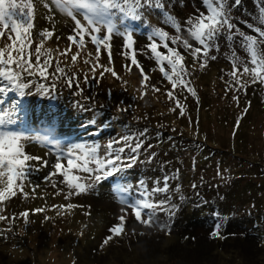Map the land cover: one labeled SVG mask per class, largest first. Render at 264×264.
<instances>
[{
    "label": "snow or ice",
    "instance_id": "6c2138e0",
    "mask_svg": "<svg viewBox=\"0 0 264 264\" xmlns=\"http://www.w3.org/2000/svg\"><path fill=\"white\" fill-rule=\"evenodd\" d=\"M241 4L242 0H200V7L181 23L170 11L174 6L172 0H43L49 20H53L58 11L74 23L72 33L66 37L68 46L61 50L57 45L54 55V50L46 45L54 37L59 42L61 37L55 36L54 27L34 31L35 0H0V222L8 225L0 229V238L8 239L17 220L27 225L32 222L31 215L48 211V207L42 206L6 215L7 206L14 198H39L46 202L44 192L51 187L53 198L62 195L65 201H69L50 206L57 216H62L81 207L70 202L72 197L88 193L109 178L115 179L113 191L124 207L117 223L108 229L109 234L102 240L101 249L114 238L126 234L129 211L138 223L167 230V225L157 224L156 217L160 213L175 214L177 206L172 203L170 181L176 177L164 175L149 184L147 179L132 183L126 176L142 162L141 156L146 157L143 162L155 157L150 151L153 145L147 143V128L133 131L125 125L121 134L105 144L52 141L28 135L15 127L22 100L33 94V87L40 95H51L60 80L68 88L75 86L82 92L81 75L85 84L111 75L122 81L126 90L128 82L123 81L115 70L113 61L111 41L114 36H119L124 41L121 56L126 61L122 65L125 73L130 75L135 69L140 74V85L136 89L140 99L149 91L160 94L163 89V95L172 104L169 111H178L179 118H188L192 124L187 112L188 96L199 103L192 77L197 71H205L210 61L218 59L223 37L228 45L224 55L230 69H222L220 79L225 85V96L231 92V99L239 105L241 94H246L250 87L259 85L264 89V0H256L258 11L255 16L243 21L250 31L243 30L233 17V11ZM149 11L160 14L163 26H152L146 21ZM137 24L148 29L149 42L144 49L135 47L133 37L138 31ZM164 26L173 31H167ZM89 44L94 47V54L88 51ZM102 50L107 54V64L101 63ZM141 54L154 61L153 69L145 71L138 59ZM69 55L70 64L67 62ZM189 56L191 65L187 63ZM80 63L87 66L86 70L78 67ZM157 70L162 76L159 85L152 83L151 79V73ZM13 95L17 98L10 99ZM117 110L125 112L128 109L118 107ZM242 111L247 113L248 106ZM90 123L95 125L96 121ZM102 127L108 128L110 124L105 123ZM28 143L47 147L46 155L54 160L28 153ZM44 169H48L47 174L40 181H34L33 177ZM217 175L227 179L219 169ZM41 183L45 186L43 190ZM192 186L196 187L195 184ZM38 190H41L39 196ZM158 196L163 198L158 199ZM180 198L184 199L183 196ZM220 229L221 225L217 224L211 236L219 237Z\"/></svg>",
    "mask_w": 264,
    "mask_h": 264
},
{
    "label": "rangeland",
    "instance_id": "374dc122",
    "mask_svg": "<svg viewBox=\"0 0 264 264\" xmlns=\"http://www.w3.org/2000/svg\"><path fill=\"white\" fill-rule=\"evenodd\" d=\"M175 2L170 10L174 9L173 14L181 23L200 7L199 0ZM248 5V12H239L236 17L241 16L247 20L254 17L258 11L256 0H250ZM35 7L34 31L54 27L55 36L61 37L59 42L54 37L46 45L54 50L55 55L57 45L61 50L68 46L66 37L72 33L74 23L58 11L54 19L49 20L43 0H35ZM233 17L236 20L235 15ZM146 18L152 26H163L162 17L156 11H149ZM164 27L169 32L173 31L168 26ZM117 44L122 48L121 42ZM223 47L216 61H210L205 71H197L192 77V84L199 96L198 104L191 96L187 99V112L192 124L188 118H179L178 111H169L172 104L163 95V89L160 94L149 91L140 99V93L136 91L140 85V76L135 69L130 75L125 73L122 65L126 61L121 54L114 57V67L123 81L128 82L126 90L122 81L115 80L111 75L98 79L109 86L110 91L106 94L110 100L101 102L102 106L98 105L94 112L86 111V115L101 112L99 114L102 118L109 114L115 116L111 117L114 120L109 119L110 127L103 135L104 140L121 134L125 130V119L134 110L138 117L151 122L155 129L167 128L168 136L175 139L177 145L168 149L166 157L155 153L151 161L143 162L146 157L141 156L142 162L126 174L127 180L132 183L138 179H147L151 184L152 180L162 179L164 175L176 177L170 181L173 195L177 187L180 190L172 201L177 206L175 214L169 216L160 213L156 217L157 224L167 225V230L144 226L129 211L126 234L114 238L101 249L102 240L109 234L108 229L117 223V217L122 214L124 207L116 193L109 186L99 189L96 186L88 193L72 197L70 202L81 207L75 208L70 214L57 216L50 206L69 201H65L62 195L53 198L54 190L49 187L44 192L46 202L39 198L23 200L17 197L8 204L6 215L42 206L48 207V211L31 215L32 222L27 225L17 220L12 225V232L8 233V239L0 238V264H264V89L259 85L250 87L246 94H241L239 105L231 99V92L225 96V85L220 79L221 70L230 69V63L222 55L228 51V47ZM88 51L93 54L95 52L91 44L88 45ZM70 55L67 61L69 64ZM101 63H108L104 52ZM187 63H192L190 56ZM78 67L86 70L87 66L80 63ZM151 79L152 83L159 85L162 76L152 72ZM15 98L14 95L10 97ZM45 100L32 94L25 96L22 103L28 104L30 112L34 111L37 102L43 105L46 114L49 108L54 113L55 108L50 107L53 106L49 102L50 97ZM245 106H248L247 113L242 111ZM118 107L128 110L120 112ZM71 108L70 112H66L69 119L79 118L81 112L85 113L83 109L80 111V107ZM28 135L45 137L36 129H32ZM68 135V132H63L52 141L74 143L76 137L65 139ZM26 151L54 160V157L46 155L48 148L40 143H28ZM218 169L227 179L217 175ZM47 172L48 169L41 171L33 177L34 181H40ZM243 179L254 182L253 188L247 186ZM44 187L41 183V190ZM41 190H38V196ZM188 193L191 199L187 202L181 200L180 197ZM162 198L158 196V199ZM211 207L223 211L225 220L233 224L242 223V219H257L262 222L261 229L253 238L248 235L247 227L222 229L220 236L213 238V230L202 223L197 229L185 228L182 211L191 212L194 209L196 219L200 217V222H206L207 219L212 223ZM245 209L250 212L253 209L254 212H246ZM7 226L5 222H0V229ZM191 233L194 237L191 245L184 243L186 238H191ZM181 236L185 237L184 240L180 239Z\"/></svg>",
    "mask_w": 264,
    "mask_h": 264
},
{
    "label": "trees",
    "instance_id": "16d2710c",
    "mask_svg": "<svg viewBox=\"0 0 264 264\" xmlns=\"http://www.w3.org/2000/svg\"><path fill=\"white\" fill-rule=\"evenodd\" d=\"M196 1V0H195ZM200 2V0H199ZM248 2L250 0H242V4L236 8L233 11V15L235 17L239 12H248ZM175 0H172V4L175 6ZM172 13H174V9L172 8L170 10ZM152 13H150L151 15ZM146 21L150 24V21L146 18ZM247 20L241 16L236 17V22L239 23V26L247 31L248 29L244 26L243 21ZM151 25V24H150ZM138 31L134 33V41H135V47L137 49H144L145 46L148 44L147 40V31L148 29L143 25V24H137ZM250 31V30H249ZM141 39V41H140ZM121 42L122 44L124 43L123 39L119 36H114L111 43H112V53H113V61L114 57L118 56L121 54V46L118 45L117 43ZM220 46H221V52L223 46L228 47L227 43L225 42L224 38L222 37L220 40ZM103 52V50H102ZM243 54V52H241ZM223 53L222 55H224ZM107 56V54L105 53ZM139 61L145 68V71H149L151 68L153 69L155 67V63L152 60L147 59L144 55H139L138 56ZM156 73L159 74V71H155ZM139 74V72L137 71ZM152 74V73H151ZM161 75V74H160ZM140 76V74H139ZM141 79V78H140ZM49 83V82H45ZM80 86L83 89V91H79L75 86L72 88H68L66 84L63 82V80L57 81L56 82V89L54 92H52L51 95L48 96H43L40 95L36 92V89L33 87L31 88V92L38 98L42 99L44 102L46 101L45 99H48L50 97V101L54 107V113L51 108H49L48 113L46 114L45 110L43 109V105H40L39 103L36 102V107L34 108V111H29V106L28 104H23L21 105V112L18 113V124L15 126L19 130H23L26 132V134L30 133L32 129H36V132L43 134L45 137L51 140H54L57 137H60V134L63 132H68L69 135L65 138L67 139L68 137H76L75 142H83V141H96L101 144H105L109 139H102L104 133H106L109 129L108 128H103L102 125L107 123L110 124L109 119H113L111 117L113 114H109L108 116L101 117L99 113H91L90 115H86V111H95L96 107L98 108L99 106H102L101 102L104 100H110V97L107 96L106 92H109V86L104 83L102 80H90L88 84H85L83 82V77L81 75L80 77ZM17 98V97H16ZM15 98V99H16ZM73 105V106H72ZM99 105V106H98ZM80 107L82 111L85 110V113L81 112L80 117H75L73 119H69L66 117L67 113L70 112L71 110L70 107ZM66 107V109L64 108ZM65 109L63 111L62 109ZM71 108V109H72ZM68 109V110H67ZM101 109V107H100ZM87 111V112H89ZM131 116L127 117L124 121V124L127 125L128 127L131 126L133 130H143L145 128L148 129V136H147V143H150L153 145V147L150 149L153 153H160L162 157L167 156V151L171 146H176L177 142L175 139L170 138L167 134V128L162 127V128H156L155 126L148 121H145L146 119H142L141 117H138L135 110L133 112H130ZM104 114V113H103ZM128 114V112H127ZM107 115V114H105ZM82 120V121H80ZM91 120H95L96 124L93 125L90 123ZM114 120V119H113ZM112 120V121H113ZM134 125V126H133ZM151 133L153 137L151 136ZM159 133V135H157ZM64 136L62 137V139ZM72 143V142H71ZM129 172V171H128ZM110 179V178H109ZM106 180L101 182L99 185H97L98 189L104 186H109L111 190H113V182H115V179L113 178L111 181ZM243 181L247 182V186H250L251 189L253 188V183L252 181H249L248 179H243ZM255 189V188H254ZM250 190H246L247 193ZM179 191L174 190V195L172 197V201L175 200V197L178 196ZM243 192V191H241ZM116 195V194H115ZM190 193L188 195L186 194L183 198L184 201H189L191 198L189 197ZM114 196V195H113ZM175 196V197H174ZM174 203V202H172ZM243 203V201H242ZM188 204V203H187ZM186 204V206H187ZM212 211L211 213L213 214V220L212 223L205 219L206 222H200V217L196 219V212L195 210L192 209L190 212L182 211V215H184V222L186 224L185 228L189 229H197L201 223L202 225H206L207 228H211L213 231L216 230V225L220 224L221 229L225 230H234L236 228H245L247 227V233L250 237H255V235L260 231V223H262L259 220H254V219H242V223H230L228 220H225L223 211L221 210H216L215 208L211 207L210 208ZM246 210V209H245ZM246 212H250L249 210H246ZM254 212L253 209H251L252 213ZM174 216V215H172ZM191 238H186L184 240V236H181L180 239L184 240V243H187L191 245V241L193 240V233L190 235Z\"/></svg>",
    "mask_w": 264,
    "mask_h": 264
}]
</instances>
